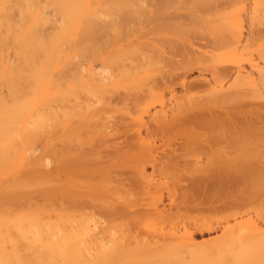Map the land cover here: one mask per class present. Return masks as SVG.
<instances>
[{"label":"bare ground","instance_id":"bare-ground-1","mask_svg":"<svg viewBox=\"0 0 264 264\" xmlns=\"http://www.w3.org/2000/svg\"><path fill=\"white\" fill-rule=\"evenodd\" d=\"M0 264H264V0H0Z\"/></svg>","mask_w":264,"mask_h":264},{"label":"rangeland","instance_id":"rangeland-1","mask_svg":"<svg viewBox=\"0 0 264 264\" xmlns=\"http://www.w3.org/2000/svg\"><path fill=\"white\" fill-rule=\"evenodd\" d=\"M190 74H191V75H190L189 77H196V74H197V72H196V71H193V72H192V73H190ZM177 87H178V86H176V90H179V87H178V88H177ZM133 91H135V92H136V90H133ZM133 91H132V92L130 91V93H134ZM138 91H139V90H138ZM119 93H120V92H119ZM122 93H123V92H122ZM127 134H129V133H127ZM120 141H122V142H123V141H124V138H121V139H120ZM122 176H123V177H126V176H127V174H126V175H125V174H123ZM204 235H205V236H204V238H207V237H208V236H206L207 234H204Z\"/></svg>","mask_w":264,"mask_h":264}]
</instances>
